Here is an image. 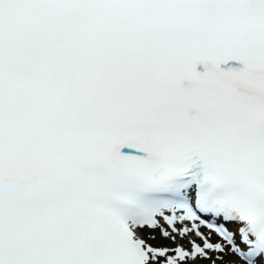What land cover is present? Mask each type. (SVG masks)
Wrapping results in <instances>:
<instances>
[{
    "label": "snow or ice",
    "instance_id": "snow-or-ice-1",
    "mask_svg": "<svg viewBox=\"0 0 264 264\" xmlns=\"http://www.w3.org/2000/svg\"><path fill=\"white\" fill-rule=\"evenodd\" d=\"M197 260L264 264V0H0V264Z\"/></svg>",
    "mask_w": 264,
    "mask_h": 264
},
{
    "label": "bare ground",
    "instance_id": "bare-ground-1",
    "mask_svg": "<svg viewBox=\"0 0 264 264\" xmlns=\"http://www.w3.org/2000/svg\"><path fill=\"white\" fill-rule=\"evenodd\" d=\"M215 254H213V256H214ZM228 260V259H227ZM227 260H225V261H227ZM225 261H217V264H225ZM192 264H210V262L209 261H207V260H197V261H195V262H192Z\"/></svg>",
    "mask_w": 264,
    "mask_h": 264
},
{
    "label": "rangeland",
    "instance_id": "rangeland-1",
    "mask_svg": "<svg viewBox=\"0 0 264 264\" xmlns=\"http://www.w3.org/2000/svg\"><path fill=\"white\" fill-rule=\"evenodd\" d=\"M226 257H227V256H226ZM226 257H225V259H226ZM229 259H232V258L230 257ZM229 259H228V260H229Z\"/></svg>",
    "mask_w": 264,
    "mask_h": 264
}]
</instances>
